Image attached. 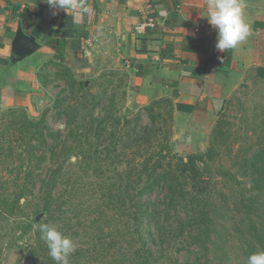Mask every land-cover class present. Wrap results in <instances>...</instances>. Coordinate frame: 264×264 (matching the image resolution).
Listing matches in <instances>:
<instances>
[{"label": "rangeland", "instance_id": "rangeland-1", "mask_svg": "<svg viewBox=\"0 0 264 264\" xmlns=\"http://www.w3.org/2000/svg\"><path fill=\"white\" fill-rule=\"evenodd\" d=\"M258 52L255 62L219 83L222 107L207 133L198 137L179 130L166 99L143 106L129 104L123 68L102 71L86 87L64 65L44 68L40 106L29 111L0 110V264H55L41 239L38 226L43 223L75 243L69 264L132 262L130 243L122 234L124 220L111 205L104 204L99 189L103 180L98 175L106 169L125 168L128 155L142 156L146 146L152 145L155 151L166 142L184 157L211 150L197 165L208 166L203 178L211 183L205 195L212 213L209 229L215 233L197 239L188 234V229L192 232L189 227L183 228L164 245V264H246L251 253L264 250V197L256 202L251 219L242 212L240 202L248 195L253 178L264 173V40L258 42ZM150 105L156 116L154 124L145 109ZM135 113L140 114L139 123L134 121ZM95 118L100 122L92 127ZM69 123L78 129V141L67 128ZM57 133L65 138V147L57 143L56 135L50 136ZM53 145L60 158L50 153ZM70 145L69 160V156L63 157ZM106 149L122 154L113 159ZM48 166L71 170L58 177L50 190ZM156 194L159 199L163 196L161 191ZM48 196L50 214L43 209ZM96 217L104 230L92 223ZM181 217L185 218L183 213L177 219ZM251 220L257 223L254 236L247 235ZM111 238L113 246H109ZM221 247L225 252H218Z\"/></svg>", "mask_w": 264, "mask_h": 264}, {"label": "crops", "instance_id": "crops-1", "mask_svg": "<svg viewBox=\"0 0 264 264\" xmlns=\"http://www.w3.org/2000/svg\"><path fill=\"white\" fill-rule=\"evenodd\" d=\"M242 4L250 35L219 52L206 0H72L55 15L46 0H0V110L40 106L46 67H68L85 87L102 71L123 68L129 104L166 99L179 130L203 136L223 104L219 83L259 57L264 0ZM148 15L155 27L136 30ZM19 33L33 40L30 52L18 53Z\"/></svg>", "mask_w": 264, "mask_h": 264}, {"label": "trees", "instance_id": "trees-1", "mask_svg": "<svg viewBox=\"0 0 264 264\" xmlns=\"http://www.w3.org/2000/svg\"><path fill=\"white\" fill-rule=\"evenodd\" d=\"M258 70H262V68H258ZM79 84L82 87L84 86L83 81H80ZM152 103H157V101H152ZM145 109L150 117V122L154 124L156 116L153 109H151V105L145 107ZM123 120L129 122L130 119L125 117ZM134 121L139 123V113H135ZM99 122L100 120L95 118L91 123L92 127H96V123ZM116 122H121V120L116 119ZM67 128L71 133H74V141H78V129L74 126L70 127V123ZM54 135L59 138L57 143L65 147L67 142L64 140L65 138L62 139V134L57 133L50 136ZM51 140L53 141V139ZM168 144L166 142L164 146L155 151L150 147L152 145L146 146L141 151L142 156L133 154L132 157L130 155L126 157L129 160L127 167L106 169L98 175L103 180V183H99V189L104 204L111 205L118 213L120 220H124V223H121L122 234L127 236L130 243L129 251L132 250L130 258L132 262H129V264H164L162 255L165 249L164 245L170 244L180 234L181 230H184L183 228L189 227L193 233L188 229V234L197 239L201 238V234L214 236L215 233L214 229H209L212 213L207 202L208 197L206 198L205 195L207 194L206 190L211 187V183L208 178H203V169L208 168V166L202 168L197 165V160H202L204 156H208L211 150L206 151L203 155L192 153L184 157L173 152ZM51 147L52 149L49 151L53 158H60V153L57 154V151H55V145ZM61 149L64 148L60 147ZM72 150L73 147L68 146V150L65 149V157L63 158L69 156L70 160L72 155L69 153L73 152ZM105 153L112 156L113 159L122 154L116 151L111 152L109 149H106ZM261 153H264V148ZM48 167L50 173L48 176L49 190L58 177L67 175L71 171L69 169L66 172V169L60 166L56 168ZM107 178L111 179L109 183L106 181ZM160 191L163 192V196L159 199L157 194L155 196L154 194ZM247 192L248 195L240 202L242 212L248 219H251L256 202L264 197V173L253 178L252 185L247 189ZM50 201L51 199L48 196L43 204V209L48 213L51 211ZM180 213H183L185 218L177 219ZM102 215H104V211H102ZM92 223H98V228L104 230L99 218H93ZM255 223L251 220L248 224L247 229L250 230L247 235L254 236L257 232ZM143 229H146V231L144 232ZM96 236L101 240L99 234ZM99 242L101 243V241ZM113 242L114 240L111 238L109 246H113ZM218 252H225V247H221ZM121 254L124 255L123 252ZM224 256L226 257L225 254ZM210 262L213 263V259ZM119 264H122L121 259ZM173 264L180 263L174 261Z\"/></svg>", "mask_w": 264, "mask_h": 264}, {"label": "clouds", "instance_id": "clouds-1", "mask_svg": "<svg viewBox=\"0 0 264 264\" xmlns=\"http://www.w3.org/2000/svg\"><path fill=\"white\" fill-rule=\"evenodd\" d=\"M46 3L55 15L57 10L70 7L72 0H46ZM204 17L216 32L215 48L219 52L235 49L250 35V26L243 18L242 0H206ZM38 228L55 264H69V257L76 248L73 240L48 223L40 224ZM246 264H264V250L251 253Z\"/></svg>", "mask_w": 264, "mask_h": 264}, {"label": "water", "instance_id": "water-1", "mask_svg": "<svg viewBox=\"0 0 264 264\" xmlns=\"http://www.w3.org/2000/svg\"><path fill=\"white\" fill-rule=\"evenodd\" d=\"M32 46H33V40L30 37L26 35H22L21 33L17 35L16 48L18 53L20 54L28 53L31 51ZM39 216L40 215H38L36 219H39Z\"/></svg>", "mask_w": 264, "mask_h": 264}, {"label": "built area", "instance_id": "built-area-1", "mask_svg": "<svg viewBox=\"0 0 264 264\" xmlns=\"http://www.w3.org/2000/svg\"><path fill=\"white\" fill-rule=\"evenodd\" d=\"M155 25H156V19H155V17L154 16H151V15H148L146 17V20L141 25L136 26L135 29L139 31V30L144 29L146 26L147 27H150V28H154Z\"/></svg>", "mask_w": 264, "mask_h": 264}]
</instances>
